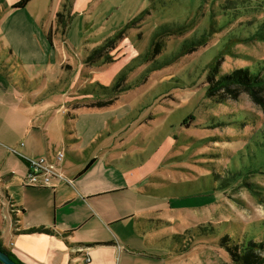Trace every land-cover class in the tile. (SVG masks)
<instances>
[{"label": "rangeland", "instance_id": "374dc122", "mask_svg": "<svg viewBox=\"0 0 264 264\" xmlns=\"http://www.w3.org/2000/svg\"><path fill=\"white\" fill-rule=\"evenodd\" d=\"M254 1L74 0L69 26L56 32L63 62L33 78L35 85L48 83L42 96L61 98L68 90L89 103L113 100L107 105L111 110L102 108L104 114L133 120L127 134L123 130L128 125L118 123L122 131L112 139L125 140L121 150L131 152L130 164L157 154L158 162H151L156 169L144 188L150 205L160 210L156 221L145 223L149 251L157 261L153 264H236L232 254L246 239L264 241V87L250 91L240 82L217 83L239 69L264 73V38H243L227 46L230 37L249 36L264 21V0L241 7ZM62 3L29 1L55 28ZM233 3L241 10L230 18L225 6ZM24 11L20 20L27 17ZM211 20L224 27L207 43L160 66L185 39L207 32ZM129 22L132 26L112 43V60L85 62L90 49ZM166 22L191 27L151 48L154 31ZM123 74L120 86L126 88L113 91ZM98 111L92 116L96 120L104 116ZM253 248L255 257H264L263 247Z\"/></svg>", "mask_w": 264, "mask_h": 264}, {"label": "crops", "instance_id": "0c3cea01", "mask_svg": "<svg viewBox=\"0 0 264 264\" xmlns=\"http://www.w3.org/2000/svg\"><path fill=\"white\" fill-rule=\"evenodd\" d=\"M17 1L0 0V230L4 244L27 264L157 262L149 251L152 242L146 229L149 223H145L156 221L160 210L150 205L151 196L144 192L156 169L151 162H158L157 154L131 165V152L121 150L125 140L112 139L119 132L118 123L128 125L123 130L127 134L133 120L106 115L102 108L108 104L96 105L102 100L81 101L68 90H63L61 98H55V93L41 95L48 83L35 85L33 78L63 62L56 40L59 28L57 23L56 28L48 24L45 12L33 10L29 2L14 7ZM22 10L27 12L25 20H20ZM99 109L106 114L96 120L92 116H98ZM41 157H47L69 181L56 180L54 187L26 184L29 159ZM39 226L50 231H27Z\"/></svg>", "mask_w": 264, "mask_h": 264}, {"label": "trees", "instance_id": "16d2710c", "mask_svg": "<svg viewBox=\"0 0 264 264\" xmlns=\"http://www.w3.org/2000/svg\"><path fill=\"white\" fill-rule=\"evenodd\" d=\"M30 0H19L14 4V7H23L26 6V4L29 2ZM73 2L74 0H63L62 3V9L60 11H58L56 13V23L59 29H61L63 32L66 31L67 27L70 24L71 18H72V8H73ZM257 2V3H256ZM228 3V2H227ZM235 3V2H234ZM232 4V6H225L228 8V11L225 12L226 16H229L230 18H234L236 16H233L234 14H236V12L238 10H241V7H254L257 4H262L260 1L255 0L254 3H250L247 5H241V7H238V5ZM224 7V9H225ZM243 13V12H242ZM144 14V12L141 13V15H139L141 18V16ZM240 15V13H239ZM216 20H211L210 25H209V29L207 30V32L202 33V35L198 38H187L183 41V44L181 46V48L175 52L174 54H172V56H170L167 60L163 61L162 65L167 64L168 62H172L174 60H176L178 57L186 54L187 52H189L192 49L197 48L200 45H203L205 43H207L211 37L212 34H214L215 32H218L219 30H221L224 25H216ZM226 24V23H225ZM132 25L130 24V22L123 27V29L119 32H117L113 37H110L108 39H106V41L99 45L96 46L92 49L89 50L88 54L86 55V59L85 62L87 64H94L95 62H98L100 59H104V61H110L112 60V57L110 56L109 52L110 49L114 46L112 45V43L117 42V40L123 35V32H125V30L129 27H131ZM189 27H191V24L189 23H182V24H175V23H164L161 24L158 29H156L152 35V40H151V48L155 46H160L162 43V40L165 36H169L171 34H177V33H183L185 32ZM49 35H51V31L49 32ZM260 37V38H264V21L259 24L257 30L252 33L249 36H245V37H230L227 42V46H229L230 44H234L237 40H242L244 38L245 39H253V37ZM157 44V45H156ZM150 52V51H149ZM121 79L125 80V75H121L120 78L117 80L116 85L114 87H112L113 91H120L122 89L125 88H121L120 83H121ZM240 82V84L243 85V88L248 89L250 91H255L256 87H264V73H261V70L257 69H253L250 70L249 68H245V69H239V70H235L233 73L231 74H225L222 76V78L217 82L218 84H226V83H230V82ZM214 82V81H212ZM209 92H210V87L208 88ZM113 100H109V101H98L96 102V105L99 106H103L106 104L111 103ZM191 117H194V115H190ZM28 232H35V231H50L49 228L43 227V226H39V227H32L27 229ZM253 237H250L248 239L245 240L244 245L242 246L241 250H239L238 252H233V256H234V260H236V264H264V257H255V255H253V252L256 248L253 247H259V248H264V241H253ZM0 246L3 250H6L9 252V254L11 255V257L13 259H15L18 263L20 264H27L23 261H21L20 259L17 258V256L12 252V250L4 244L3 239L1 237V230H0ZM231 252V251H230ZM0 264H2L0 262Z\"/></svg>", "mask_w": 264, "mask_h": 264}, {"label": "built area", "instance_id": "2783aa9c", "mask_svg": "<svg viewBox=\"0 0 264 264\" xmlns=\"http://www.w3.org/2000/svg\"><path fill=\"white\" fill-rule=\"evenodd\" d=\"M26 184L40 187H54L56 180L69 181L65 174L57 169L47 157L29 159ZM89 260V257H87Z\"/></svg>", "mask_w": 264, "mask_h": 264}, {"label": "water", "instance_id": "95a60500", "mask_svg": "<svg viewBox=\"0 0 264 264\" xmlns=\"http://www.w3.org/2000/svg\"><path fill=\"white\" fill-rule=\"evenodd\" d=\"M0 262L2 264H20L11 257L8 251L3 250L0 246Z\"/></svg>", "mask_w": 264, "mask_h": 264}]
</instances>
